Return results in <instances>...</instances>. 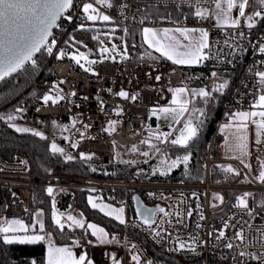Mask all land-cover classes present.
<instances>
[{"label":"built area","instance_id":"obj_1","mask_svg":"<svg viewBox=\"0 0 264 264\" xmlns=\"http://www.w3.org/2000/svg\"><path fill=\"white\" fill-rule=\"evenodd\" d=\"M85 3H91L97 12L84 13ZM107 3L112 7L96 0H74L73 7L59 18L46 42L52 47V53L43 48V56L33 57L26 65L39 69L38 77L52 66L50 79L44 85L49 89L48 96L56 103L51 100L37 102L33 118L74 116L67 132L68 142L61 141L33 120L7 122L42 132L71 159L98 169L140 166L116 160L115 144H154L159 150L156 149L153 161L163 158V153L169 149L184 148L172 145L171 140L180 135L185 120L175 129L157 126L161 133L159 139L144 133L156 126L151 110L169 104L172 88L177 85L188 87V80L184 65L174 64L145 42L143 28L202 29L208 33L209 47L203 50L206 59L193 66L214 71H240L202 157L206 163V178L190 182L38 173L30 170L25 153L15 152L11 158L0 156V227L7 226L11 219L30 216L34 192L52 199L57 213L78 216L80 208L76 190L82 188L88 190L92 202L107 200L124 209L123 234L114 247L120 254V264H165L164 260L150 254L143 240L135 234L144 236L150 244L173 255L203 257L204 264H264V182L256 180L249 167L240 163L235 181L212 182L210 179L212 164L227 162L221 149L222 123L231 111L253 109L257 97L264 91V83L257 74L264 72L263 53L259 50L264 44V22L251 24L248 19L251 13L245 11V16L239 15L236 26L215 23L216 0H107ZM152 6L188 7L196 13L202 11V7H208V12L205 18L194 20L185 17L179 21L171 17L157 19L148 16L146 8ZM97 13L109 15L110 20L87 19L88 15ZM108 22L135 27L139 43L147 55L136 58L128 53L116 59H101L91 63L94 70L77 67L72 59L76 30ZM96 48L89 47L92 51L89 54L97 56ZM38 77L31 86L38 83ZM121 91L128 93V97L119 96ZM119 153L122 160V150ZM244 176L248 182L242 181ZM49 187L53 189L51 195L47 191ZM212 192L223 195L220 204H211ZM136 195L149 207L159 206L149 223H145V218L138 213ZM239 195L246 197L247 208L239 205ZM227 244L233 247L228 248Z\"/></svg>","mask_w":264,"mask_h":264},{"label":"trees","instance_id":"obj_2","mask_svg":"<svg viewBox=\"0 0 264 264\" xmlns=\"http://www.w3.org/2000/svg\"><path fill=\"white\" fill-rule=\"evenodd\" d=\"M148 16L171 17L176 21L185 17L188 20L198 18L193 8L152 6L146 8ZM247 11L258 19V24L264 22V4L259 0H249ZM256 12H261L256 16ZM116 24V23H114ZM127 29V31H125ZM101 28L84 26L77 29L75 38L81 45L88 49L95 48L100 42V38L107 40V37L100 32ZM114 39L121 49L129 53L132 57L146 56L138 39V32L135 27L118 25L114 29ZM96 37V39H93ZM76 40H74L75 42ZM43 56V51L38 57ZM117 56H121L117 54ZM52 66L39 75V69L25 66L24 69L5 79L0 83V156L11 158L15 152L26 154L30 170L38 173L63 174L72 176H103L126 179H146L165 181H204L206 178V163L202 157L206 154L209 140L216 126L218 119L224 108V104L232 94L238 81L240 71L238 70H210L203 66H191L184 68L187 80L192 81L198 87H206L205 91L209 95L205 98L193 95L192 107L195 108L194 122L198 128L196 137L189 142L187 148H173L166 151L168 163L171 159H179L180 163L165 170H154L145 164L138 167L112 166L105 169H98L86 165L69 157L64 152H53L52 145L55 144L42 132L24 125L8 123L7 121H32L49 131L61 141L68 142L67 132L71 126L74 116L49 115L34 116L33 111L37 102L43 101L45 95L48 96L49 89L44 83L50 79ZM215 73L216 75H213ZM38 77V83L31 86V83ZM221 84L223 88L219 91ZM198 93V92H197ZM232 112V111H231ZM229 112V114L231 113ZM228 114V115H229ZM12 119L9 120L8 117ZM17 128L29 129L28 132H17ZM35 132L41 136L34 135ZM56 145V144H55ZM149 146V145H148ZM57 147V146H56ZM188 155L187 163L183 162V157ZM163 159V158H162ZM230 166L226 163H213L210 169V179L212 182H232L238 177L235 169L233 172L226 171ZM77 203L80 208L78 216L61 215L55 210L52 199L41 193H32L31 214L27 218L33 223V214L36 211L43 213L44 231L49 232L58 243L67 244L78 240L87 243L92 237V230L88 224H96L108 231L112 238L118 242L123 234L122 223L111 215L106 214L97 207H93L88 200V190L78 188L76 190ZM60 219L64 225L61 229L53 219ZM67 216H72L79 220L84 227H78ZM148 251L158 260H164L165 264H204L203 257H183L169 253L166 249H158L150 244L148 240L138 235ZM46 245L44 242L31 245L5 244L3 235H0V264H44L46 255ZM213 261V260H212Z\"/></svg>","mask_w":264,"mask_h":264},{"label":"snow or ice","instance_id":"obj_3","mask_svg":"<svg viewBox=\"0 0 264 264\" xmlns=\"http://www.w3.org/2000/svg\"><path fill=\"white\" fill-rule=\"evenodd\" d=\"M97 3H105L107 7H112L111 4L107 3V0H96ZM227 2V10H225L220 0H216L215 7L219 9L217 13L218 23L229 24L230 26H236L239 21L231 18V10L233 8H237L240 16H245V6L248 4V0H240L237 5L236 0H226ZM261 4H264V0H259ZM73 7V0H0V80H2L5 76L9 75L12 72L17 71L22 68L24 64L32 59V56L35 52L40 51L42 48H46L48 53H52V47L46 45L47 38L51 35V29L56 24V21L69 9ZM84 13H96L97 10L93 7L91 3H85L83 5ZM196 15L201 18H205V13L202 11H197ZM256 16H260L261 12H256ZM100 19L102 21H109V15H103L97 13L96 15H88V20H96ZM71 19V16L68 17ZM249 20L252 17H248ZM143 23V21H141ZM251 27V24H249ZM127 31V29H125ZM173 30L170 29H162L164 36L166 38V42L162 43L161 40L156 39L158 33L151 27H144L143 33L145 37V42L149 44L150 47H155L156 51L161 52V55L166 57L168 60H171L174 64L183 65V64H195L199 63L201 60L206 59L203 54V50L209 47L207 42L208 33L204 30H199V38L193 39L187 45H181L178 40L174 37L168 36V33ZM175 32H179L181 36L185 39H188L190 33H195L196 29H188V28H177L174 30ZM152 36V40H149V36ZM96 39V37H93ZM184 49L183 51L181 49ZM260 52L264 53V44L260 46ZM109 49H102V52H108ZM61 56L64 53L60 54ZM81 57L87 59V57L81 53ZM73 60H76L79 63V59L76 56L72 57ZM35 64V61H32ZM89 63H94V61H89ZM83 67V65H81ZM87 70V69H86ZM261 82L264 83V72L257 73ZM213 75H216L213 73ZM157 80L160 79L159 76L156 77ZM224 84H221L219 88L216 90L219 91L220 88H223ZM174 93L183 94L186 90L183 88H178L173 90ZM191 95H199L202 97H207L209 95L208 92L201 89L198 93L191 92ZM121 97H128V93L121 91L118 93ZM63 97H60L62 99ZM135 99V97H132ZM45 103H48L50 100L52 103H56V100L50 96L45 95L43 97ZM190 101L184 99L180 102L179 109L176 111V115L179 116L180 113L188 111L187 104ZM173 103H177L175 97L173 99ZM258 106L261 109H264V94H261L258 99ZM160 111L167 112L168 109H160ZM236 116L242 118L245 123L241 125V127L246 131L248 127L247 121L255 126L256 129V144H261L260 136L262 132H264V110L261 111H251V112H238L235 114ZM259 117V120L256 118ZM9 120L12 119L11 116L8 117ZM179 122V121H177ZM17 132H28L29 129L17 128ZM198 128L192 126V122L189 120L188 123L184 124V129L180 132V135L171 140L172 145H179L181 147L187 148L190 141H192L197 135ZM34 135L41 136V133L35 132ZM166 138V137H165ZM247 140L246 135H241L238 137L239 143L237 144V148L240 150L242 155H246L247 144L245 141ZM53 152H62V149H58L55 144L52 145ZM159 149H157L158 151ZM144 155H148V153H144ZM90 158V157H89ZM71 159V157H69ZM189 157L185 155L183 157V162L187 163ZM243 162V161H242ZM180 163V160H174L172 162V167H175L176 164ZM248 167V165H245ZM261 168L264 169V161L261 162ZM226 171L233 172L232 168H227ZM237 175L239 173H236ZM257 179L261 182H264V170H261ZM49 195L52 194L53 189L49 187L47 189ZM248 194H245L247 196ZM218 199H222L221 197H217ZM89 203H92V198H89ZM238 203L241 207L247 208V204L244 197L238 198ZM92 206L95 208L97 205L92 203ZM106 207V206H105ZM101 211H104V208H101ZM112 212H117L116 218L120 220L121 223H124L122 218V213L124 211L123 208L120 209H112ZM163 211V209H160ZM111 214V213H106ZM191 215V213H189ZM39 216V214H37ZM203 218V217H201ZM53 219L56 224L63 229L64 225L61 223L60 219L56 218L55 213L53 214ZM69 220H72L78 227H84V224L75 220L73 217L69 216ZM145 223H149V220L145 218ZM39 224V232H44V223L37 220ZM88 228L93 229L92 235L96 236L97 233L100 235L97 237L101 239L103 242V237L106 235L103 229H97L95 225L88 224ZM32 234L29 233V229L27 226L23 224L20 220H12L8 222L7 226L0 227V233H4L3 242L5 244H21V245H31L37 244L41 241H44L46 236L41 234H36L35 226H33ZM23 232V235H17L15 233ZM9 233H12L9 235ZM159 235V233H157ZM221 236L224 235L223 232L220 233ZM240 233H237L239 236ZM184 245L181 244V248ZM226 247H233L232 244H227ZM241 255H245V253H241ZM254 259L257 257L253 256ZM86 257L84 255H80L78 258L72 256L70 249L68 248H60L54 247L49 241L48 247V260L47 264H85ZM133 260H137V257H133ZM35 264V262H33ZM87 264H92L89 260Z\"/></svg>","mask_w":264,"mask_h":264},{"label":"crops","instance_id":"obj_4","mask_svg":"<svg viewBox=\"0 0 264 264\" xmlns=\"http://www.w3.org/2000/svg\"><path fill=\"white\" fill-rule=\"evenodd\" d=\"M220 2H221L222 7L225 10H227L226 0H220ZM239 2H240V0H236L237 5L239 4ZM248 3H249V0H248ZM247 6H248V4L245 6L244 11H247ZM218 12H219V9H216V7H215L214 17H213V21L215 23H218V19H217V13ZM238 17H239V13H238L237 8H233L231 10V18L237 20ZM251 17H252V19L250 20V23L251 24H258V19L255 18L252 14H251ZM218 24H222V23H218ZM165 28L173 30V31L168 33V36L174 37L176 40H178L180 42L181 45H187L193 39H198L199 38V30H201V29H196L197 31L195 33H190L188 36V39H185L183 36L180 35L179 32L174 31L177 28L183 29L182 27H169L168 26V27L153 28L158 33L156 39L161 40L162 43L166 42V38L164 36V33L162 32V29H165ZM188 29H190V28H188ZM152 39L153 38L150 35L149 40L151 41ZM153 48H155V47H153ZM181 50L183 51L184 49L182 48ZM261 59L264 63V53H263ZM183 65L185 66V68H187V67L193 66L194 64H191V65L183 64ZM178 88L185 89L187 91V94H189L188 93V87H186L184 85H177V86L173 87L171 90L172 99H174V97L176 99L177 96L180 94V93H174V91H173L174 89H178ZM195 88H196V92H199L201 89H203L205 91V89H206L205 86L204 87H198L197 86ZM261 94H264V91ZM190 96H188V97L190 98ZM259 96L257 97V101H256L255 105H258ZM192 97H193V95H192ZM192 97L190 98L191 101H192ZM261 110H264V109H261L258 106H254L253 109H251V110L232 111L221 125V132L223 134V141L221 144V149H222L223 158L227 161L224 163H226L227 165H229L230 167L235 169L237 172L239 171L238 170V163H240L242 165H248V167L251 171V174L258 181H260L259 179H257L260 171L264 170L261 168V162L264 161V132H262V134L260 136L261 144L257 145L255 142L256 141L255 126L249 120V121H247L248 127L245 131L241 127V125L243 123H245L246 121H244L242 118L236 116L235 114L238 112H251V111H261ZM154 119L157 120L156 117H154ZM256 119L259 120V117H257ZM183 120H184V118L182 119V121ZM241 135L247 136V140L245 141V143L247 144V148L245 150L247 153L246 155H242L240 150L237 148V144L239 143L238 137ZM163 160H165L166 162L168 161V159H166L164 157H163ZM242 181L248 182V178L244 176V177H242ZM89 198L90 197H88V200H89ZM92 203H94V202H92ZM41 221L43 222V213H42V220ZM34 225H36V223H34ZM41 235L46 236L45 240L42 241L45 243L46 249H47L44 264H47V260H48L49 241L51 242V244L54 247L70 249L72 256L75 258H78L80 255H84L86 257L85 264H87V262L89 260L92 262V264H120L121 263L120 254L117 250L114 249V247H116L119 242L115 238H112L110 235H109V237L112 239L113 242L104 241V242H100V244H93L91 242L82 243V242H79L78 240H75L72 243L62 244V243H58L55 240V238L47 231L42 232Z\"/></svg>","mask_w":264,"mask_h":264},{"label":"rangeland","instance_id":"obj_5","mask_svg":"<svg viewBox=\"0 0 264 264\" xmlns=\"http://www.w3.org/2000/svg\"><path fill=\"white\" fill-rule=\"evenodd\" d=\"M215 8V7H214ZM208 7H202V12H204L205 14H207ZM95 27H99L101 28L100 32L107 37V40L100 38V42L98 43L97 46V51H98V55L97 56H93L89 53L86 52V49L81 45V42L75 38V42H74V51L72 53V57L76 56L77 59H79V63L76 62V60H74V63L76 64L77 67L80 68H86L89 70H94V66L89 63V61H94L95 63H97V61L101 60V59H116L117 54H120L121 56L128 54L127 52H125L123 49H121L120 45L116 42V40L114 39V29L118 26V24H114V23H102V24H98V25H94ZM109 49L108 52H102V49ZM83 53L87 59H84L83 57L80 56V54ZM81 65H83V67H81ZM196 84L193 83L192 81H188V93L187 91H185L183 94H179L176 98L177 103H173V99L171 100V102L169 104H164L161 105L157 108H153L151 110V115L156 117L157 120L155 121V125L152 129L146 130L144 133L146 136H149L153 139H159L161 136V133L158 131L157 126L160 127H164V128H172L175 129L176 127H178L179 123L182 121V119L184 118L185 122L188 123V121L190 120L192 122V126L196 127V124L194 122V118H195V108L192 107V101H191V97L192 95L190 94L191 92H196ZM191 95V96H190ZM190 96V98L188 97ZM184 99H187L188 101H190L187 104V108L188 111L186 112H182L179 114V116L176 115V111L179 109L180 106V102ZM160 109H168L167 112H163L160 111ZM185 116V117H184ZM179 121V122H177ZM178 137V136H177ZM175 137V138H177ZM174 138V139H175ZM179 146V145H178ZM157 149V146H155L154 144L152 145H146L145 143H140L137 145H124V146H118L117 144H115V159L124 163H133V164H140L141 165H149L152 168H154V170H159V171H165L169 168H171L172 166V162L174 161V159H171L168 163H163V159L162 158H158L156 160H152L154 153ZM120 150H122L123 152V159H120ZM148 153V155H144V153ZM177 160V159H176ZM202 181V180H200ZM200 181H195V182H200ZM190 182H194V181H190ZM217 197H221L223 199V195L219 192H212L210 200H211V204L212 205H218L222 202V199H218ZM244 197L245 201H246V197L244 195H239L237 197ZM98 208H104L105 213H111L110 215L114 216V218H116L117 216V212H112V209H120L122 208L121 205L118 204H114L111 201H100V202H94ZM106 206V207H105ZM124 213V212H123ZM123 213H122V218H123ZM37 214H39V216H37ZM69 216H67L68 218ZM72 217V216H71ZM42 220V213L40 211H36L33 214V223H30L27 219H11L12 220H20L23 222V224L25 226L28 227L29 229V233L28 234H32L33 232V226H35V230H36V234H41V232H39V224L37 223V220ZM9 221V222H10ZM34 223H36V225H34ZM93 224V223H91ZM96 226L97 229H103L104 233L106 234L103 237V242L104 241H110L113 242L112 239L109 237V233L107 230H105L103 227H100L96 224H93ZM93 232V229H91ZM12 233H9V235H11ZM17 235H23V232H17L15 233ZM5 235V234H4ZM3 235V237H4ZM100 234L97 233L96 236L93 235V237L88 241L91 242L93 244H100L101 239H98L97 237ZM130 262H132V258L130 257Z\"/></svg>","mask_w":264,"mask_h":264},{"label":"water","instance_id":"obj_6","mask_svg":"<svg viewBox=\"0 0 264 264\" xmlns=\"http://www.w3.org/2000/svg\"><path fill=\"white\" fill-rule=\"evenodd\" d=\"M58 20L56 21V24H57ZM56 24L50 30L51 31V35H52V32H53ZM51 35L47 38V41L50 39ZM41 50L38 51V52H35L33 54L32 58L37 56L41 52ZM87 53H92V51L90 49H87ZM27 63H28V61L24 64V66L22 68H20L17 71L12 72L9 75L5 76L2 80H0V83L3 82L5 79L10 78L11 76L15 75L16 73H18L22 69H24V67L27 65ZM163 157L167 159V153L166 152L163 153ZM162 162L165 163L166 161L163 160ZM136 204H137V210H138V213L140 214V216L143 217V218H147L148 220H152L153 219L155 210L159 208V206L149 207V206L145 205L143 203V201L141 200V198L139 197V195H136Z\"/></svg>","mask_w":264,"mask_h":264}]
</instances>
